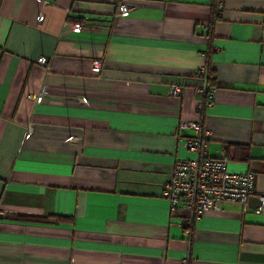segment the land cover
<instances>
[{
	"label": "crops",
	"instance_id": "obj_1",
	"mask_svg": "<svg viewBox=\"0 0 264 264\" xmlns=\"http://www.w3.org/2000/svg\"><path fill=\"white\" fill-rule=\"evenodd\" d=\"M182 121L264 194V0H0V264H264V211L162 196Z\"/></svg>",
	"mask_w": 264,
	"mask_h": 264
},
{
	"label": "built area",
	"instance_id": "obj_2",
	"mask_svg": "<svg viewBox=\"0 0 264 264\" xmlns=\"http://www.w3.org/2000/svg\"><path fill=\"white\" fill-rule=\"evenodd\" d=\"M119 8L122 10V7ZM44 61L40 59L39 63ZM193 76L201 82L195 88L201 96L197 103V109L201 111L211 103L216 87L208 83L210 77L206 63L201 64ZM182 89V83L172 84L169 94L180 96ZM180 127L194 131L192 137L182 141V145L193 156L174 161L170 177L163 186L162 196L168 200L172 211H179L184 216V225L190 227L206 211L222 210L225 201L248 207V200L252 196L260 201V205L253 210L256 213L264 211V194L255 191V174L251 171H230L224 153L211 157L207 150L208 131L200 122L182 121Z\"/></svg>",
	"mask_w": 264,
	"mask_h": 264
},
{
	"label": "trees",
	"instance_id": "obj_3",
	"mask_svg": "<svg viewBox=\"0 0 264 264\" xmlns=\"http://www.w3.org/2000/svg\"><path fill=\"white\" fill-rule=\"evenodd\" d=\"M219 17L217 15V10H216V7H215V2L213 1L212 2V7H211V12H210V27L212 26L213 22L215 20H217ZM206 65H207V71H208V74H209V80H208V83L209 85L211 86H215L216 87V83H215V76H214V72L209 68V62L208 60H206ZM47 217H51L53 218L56 222H72L73 219L71 217H66V216H60V215H56V216H47Z\"/></svg>",
	"mask_w": 264,
	"mask_h": 264
},
{
	"label": "rangeland",
	"instance_id": "obj_4",
	"mask_svg": "<svg viewBox=\"0 0 264 264\" xmlns=\"http://www.w3.org/2000/svg\"><path fill=\"white\" fill-rule=\"evenodd\" d=\"M21 219H26V220H30V221H44V222H50V221H47V217H33V216H22L20 217Z\"/></svg>",
	"mask_w": 264,
	"mask_h": 264
},
{
	"label": "water",
	"instance_id": "obj_5",
	"mask_svg": "<svg viewBox=\"0 0 264 264\" xmlns=\"http://www.w3.org/2000/svg\"><path fill=\"white\" fill-rule=\"evenodd\" d=\"M258 205H260V201L258 200L257 197L252 196V197L249 198V200H248V206L250 208H255Z\"/></svg>",
	"mask_w": 264,
	"mask_h": 264
}]
</instances>
